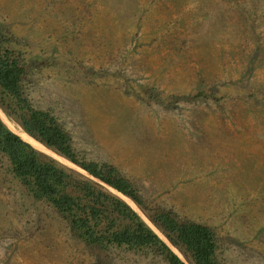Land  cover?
<instances>
[{
	"label": "rangeland",
	"instance_id": "rangeland-1",
	"mask_svg": "<svg viewBox=\"0 0 264 264\" xmlns=\"http://www.w3.org/2000/svg\"><path fill=\"white\" fill-rule=\"evenodd\" d=\"M0 25L83 155L212 226L225 264H264V0H0ZM103 256L0 159V264H155Z\"/></svg>",
	"mask_w": 264,
	"mask_h": 264
},
{
	"label": "trees",
	"instance_id": "trees-1",
	"mask_svg": "<svg viewBox=\"0 0 264 264\" xmlns=\"http://www.w3.org/2000/svg\"><path fill=\"white\" fill-rule=\"evenodd\" d=\"M20 46L15 35L0 25V108L7 118L131 199L185 260L125 199L34 147L0 118V159L8 163L25 193L56 211L75 238L107 261L131 254L155 264H225L221 239L212 226L186 219L174 208L152 205L117 166L81 153L64 120L35 104L32 92L44 62Z\"/></svg>",
	"mask_w": 264,
	"mask_h": 264
},
{
	"label": "water",
	"instance_id": "water-1",
	"mask_svg": "<svg viewBox=\"0 0 264 264\" xmlns=\"http://www.w3.org/2000/svg\"><path fill=\"white\" fill-rule=\"evenodd\" d=\"M1 120L15 133H17V131L10 126V124L0 116ZM24 135L28 138H24L19 134L24 140H26L27 142H29L30 144H32L34 147L48 153L49 155L55 157L56 159L60 160L62 163L77 169L78 171H80L81 173L89 176L90 178H93L97 181H99L100 183H102L103 185H105L106 187H108L111 191H113L114 193L118 194L119 196H121L123 199H125L133 208L135 211H137L140 216L149 224V226L157 233L160 235V237L183 259L184 257L182 256V254L168 241V239L157 229V227L147 218L146 215H144V213L137 207L134 206V202L129 199L127 196H125L123 193H121L120 191H118L117 189L105 184L104 182H102L100 179L94 177L92 174H90L89 172H87L85 169L79 167L78 165L74 164L73 162H71L70 160L62 157L61 155L57 154L56 152H54L53 150L47 148L45 145H43L42 143H40L39 141H37L36 139H34L32 136H30L28 133H26L25 131H23ZM39 146H38V145Z\"/></svg>",
	"mask_w": 264,
	"mask_h": 264
},
{
	"label": "bare ground",
	"instance_id": "bare-ground-1",
	"mask_svg": "<svg viewBox=\"0 0 264 264\" xmlns=\"http://www.w3.org/2000/svg\"><path fill=\"white\" fill-rule=\"evenodd\" d=\"M19 133V132H18ZM23 135V134H22ZM38 145V144H37Z\"/></svg>",
	"mask_w": 264,
	"mask_h": 264
}]
</instances>
